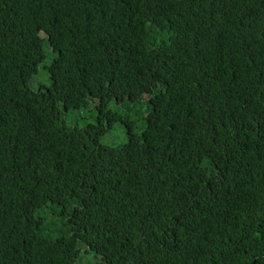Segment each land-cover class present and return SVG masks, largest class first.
I'll return each instance as SVG.
<instances>
[{"label": "trees", "instance_id": "trees-1", "mask_svg": "<svg viewBox=\"0 0 264 264\" xmlns=\"http://www.w3.org/2000/svg\"><path fill=\"white\" fill-rule=\"evenodd\" d=\"M81 256L264 264V0H0V264Z\"/></svg>", "mask_w": 264, "mask_h": 264}, {"label": "rangeland", "instance_id": "rangeland-1", "mask_svg": "<svg viewBox=\"0 0 264 264\" xmlns=\"http://www.w3.org/2000/svg\"><path fill=\"white\" fill-rule=\"evenodd\" d=\"M47 86L48 80L47 75L44 71L38 70L37 76L34 78L32 88H37L40 86ZM143 107L141 105H137L135 109V115L133 116L132 120L135 122V132L140 133L142 130L143 122L141 120V113ZM95 111L93 107L82 108L77 111H68L64 114L63 120L66 124L75 126L77 128H84L87 124H94L95 123ZM126 143V135L124 129L120 126V124H116L112 127V129L105 135L102 136L100 139V144L106 147H118L124 145ZM82 259V260H81ZM80 264H90V256L86 259L81 256Z\"/></svg>", "mask_w": 264, "mask_h": 264}]
</instances>
